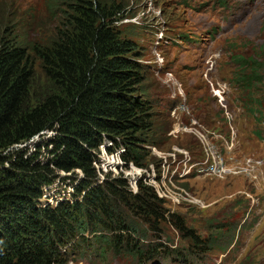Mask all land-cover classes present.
I'll list each match as a JSON object with an SVG mask.
<instances>
[{"label": "rangeland", "instance_id": "374dc122", "mask_svg": "<svg viewBox=\"0 0 264 264\" xmlns=\"http://www.w3.org/2000/svg\"><path fill=\"white\" fill-rule=\"evenodd\" d=\"M62 1L69 0H0V38L42 42L53 34L54 17H63ZM95 1L116 10L113 28L136 44L159 142L144 169H118L117 154L100 148L99 177L122 175L133 193L145 178L168 213L210 248H193L172 222L161 223L160 239L139 222L150 259L109 250L101 256L89 239L90 248L70 253L67 264H264V0ZM227 145L235 146L229 166L238 170L249 162L250 169L207 177L206 154L225 165ZM188 151L196 159L183 162ZM47 194L55 206L73 188L59 179ZM63 201L72 203L71 197ZM156 244L162 247L152 253ZM166 248L182 260L162 252Z\"/></svg>", "mask_w": 264, "mask_h": 264}, {"label": "trees", "instance_id": "16d2710c", "mask_svg": "<svg viewBox=\"0 0 264 264\" xmlns=\"http://www.w3.org/2000/svg\"><path fill=\"white\" fill-rule=\"evenodd\" d=\"M62 3L63 17H54L53 34L42 42L0 38V264H67L70 253L90 248L89 239L101 256L109 250L150 259L142 226L160 239L165 221L193 248H210L168 213L145 178L133 193L122 175L99 177L100 148L117 154L118 169L149 167L159 143L155 103L142 91L136 44L113 28L116 10L95 0ZM59 179L73 194L52 206L45 198ZM67 196L72 203L62 202Z\"/></svg>", "mask_w": 264, "mask_h": 264}, {"label": "built area", "instance_id": "2783aa9c", "mask_svg": "<svg viewBox=\"0 0 264 264\" xmlns=\"http://www.w3.org/2000/svg\"><path fill=\"white\" fill-rule=\"evenodd\" d=\"M227 122H228V125L230 126L231 121H228V119H227ZM230 128H232V127L230 126ZM234 137L236 138L235 131H234ZM198 143H199V140H198ZM227 147H228V154H227V157L225 160V165H218L217 160H212L210 158V154H206L205 169H207V177H218L220 175H230V174L237 175L239 172L242 171V169H250L249 168L250 167L249 162L247 163V165L245 167H242L238 170H235L236 168L229 166L228 160L230 159L231 154L233 153L235 146H228L227 145ZM189 159H196V158H195V156H193V154H190V152L188 151V157H183V162H187ZM176 170H178V168ZM136 175H143V172L138 171V172H136ZM59 177H60V173H59Z\"/></svg>", "mask_w": 264, "mask_h": 264}, {"label": "bare ground", "instance_id": "6f19581e", "mask_svg": "<svg viewBox=\"0 0 264 264\" xmlns=\"http://www.w3.org/2000/svg\"><path fill=\"white\" fill-rule=\"evenodd\" d=\"M211 158V157H210ZM212 159V158H211ZM190 160V159H189ZM189 160L187 161V162H189ZM217 164H218V160H217ZM143 174H144V172H143ZM60 176H61V173H60Z\"/></svg>", "mask_w": 264, "mask_h": 264}]
</instances>
